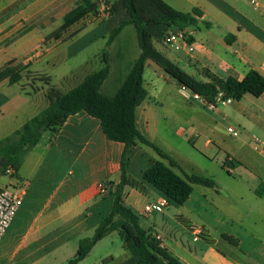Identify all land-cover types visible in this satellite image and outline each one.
<instances>
[{"label": "crops", "instance_id": "obj_1", "mask_svg": "<svg viewBox=\"0 0 264 264\" xmlns=\"http://www.w3.org/2000/svg\"><path fill=\"white\" fill-rule=\"evenodd\" d=\"M108 1L113 3L118 0ZM185 2L189 4L185 12H190L193 7L201 12L197 17L196 28L199 29L200 24H204L207 31L195 38L194 31L186 28L191 40L185 48L187 51L184 56L188 55L189 62L179 56H175V60L170 59L171 61L178 66L183 64L190 69L188 73L199 80L206 79V70L220 77L233 75L241 79L249 69H254L264 76V14L259 9L251 6L248 0ZM80 3L81 0H0V67L14 60L16 63L27 64L29 69L38 60L46 59L52 50L49 44L53 38L50 37L44 43L45 36L42 38L36 35L44 33L46 28L57 25L54 30L46 33L58 32L61 38L58 37L56 42H62L81 30V22H95L92 13L74 22H65V15ZM207 4L218 8L222 15L218 13L205 21L208 15ZM121 13L124 14L121 19L127 17L125 11L122 10ZM38 28L41 29L40 32H36ZM80 73L77 70L66 75L64 79L71 82L68 89L80 82L83 78ZM116 79L115 77L113 81ZM28 83L29 80L26 79L25 89L18 91L15 96L0 95V130H7L0 138L11 134L48 105L46 92L51 82L40 87L36 82L33 83L36 86L33 91L42 95L38 101L30 103L26 101V97L31 94L26 90ZM5 85H8L6 81L0 83V87ZM248 96L253 95L247 93L235 100L236 104L232 105L234 113H248L246 105L242 103L244 99L250 104L255 103L256 107H260L259 100L264 103V92L258 97ZM145 100L146 98L137 106L135 116L137 128L148 138V105H145ZM232 101L233 99L229 103ZM18 117H22V120H13ZM186 118L191 128L199 130L215 132L218 124L212 115L202 113L199 109L192 110ZM259 125L264 129V124ZM177 132L181 134L179 130ZM140 144L142 143L136 142L129 153L126 169L128 179L133 184L124 188L125 203L140 215L139 224L143 229L161 235L162 249L184 264H264L263 238L250 233L246 242L239 234L241 227L249 219L258 225L264 223V196L255 194V189L264 183V174L244 171L234 179L240 186L231 189L216 182L217 189L193 184L191 193L181 206H185L197 188L200 194L191 212L201 224L195 225L170 201L163 211L157 213L161 216L160 222L151 213H142L146 203L156 201L163 194L142 178L143 170L155 160H145L144 149ZM200 145L205 150L213 149L209 147L207 138ZM123 148V143L109 140L105 136L96 118L83 111L69 115L56 131H43L39 141L24 153L16 172V178L24 186V193L19 209L0 240V248L2 244L11 243L7 252V264H14L16 258L33 262L50 257L62 251L70 242L78 243L80 238L86 237L87 232L92 230L93 233L97 223L112 208ZM236 153L238 158L226 154L223 159L229 157L233 165L243 163L242 152ZM164 163L168 164V161ZM184 174L187 173L181 176ZM14 181L11 178L0 187ZM98 183L106 186L105 195H99ZM244 202L249 203L248 207ZM180 221L188 222L189 235L186 237L176 236L174 233V229L179 227L176 222ZM10 229L13 234L12 231L8 233ZM195 230L200 232L195 234ZM223 235L229 238L226 239Z\"/></svg>", "mask_w": 264, "mask_h": 264}, {"label": "trees", "instance_id": "obj_2", "mask_svg": "<svg viewBox=\"0 0 264 264\" xmlns=\"http://www.w3.org/2000/svg\"><path fill=\"white\" fill-rule=\"evenodd\" d=\"M110 7V15L123 10L127 17L119 20L111 29L106 45L116 38L125 25L133 24L140 48V54L132 62L115 92L109 95L101 90L110 72L109 61L103 52V65L100 68L87 73L78 84L64 92L50 85L46 92L48 105L11 134L0 139V166L11 167L14 170L13 176L16 177L24 153L39 141L43 131H56L69 115L80 111L86 112L99 121L101 130L109 140L123 143L124 148L119 161L120 176L113 192L112 208L97 223L90 236L79 239L75 254L66 264H77L97 241L113 231L117 232L129 254L122 264H184L158 246L150 231L140 226V215L125 203L124 188L133 184L128 179L126 169L131 147L140 142L151 147L161 158L168 161V164L161 160L151 162L143 170L142 178L170 202L182 204L191 193L193 184L214 189H217V185L211 176L202 174L181 176L176 173L173 167H176L177 163L137 128L135 111L147 96L142 78L145 61L147 59L153 61L181 86L206 102H214L219 93L223 99L239 100L247 93L258 97L264 92V76L254 69H249L241 79L233 75L220 77L206 70L204 72L206 79L199 80L157 50L154 43L161 42L170 30H185L197 25V17L201 15L197 7L185 12L174 8L165 0H118L111 3ZM95 10V0H81L79 5L65 15V22H74ZM56 34L58 38L59 35ZM190 40L189 36L187 41ZM23 71L26 79L32 84L36 80L44 84L51 82L49 76L30 71L27 64L10 60L0 67V83L2 81L9 85L18 83L23 77ZM21 87L22 90L25 89L24 86ZM224 164L225 161L223 166ZM255 194L264 196V183L255 189ZM223 237L229 238L226 235Z\"/></svg>", "mask_w": 264, "mask_h": 264}, {"label": "rangeland", "instance_id": "obj_3", "mask_svg": "<svg viewBox=\"0 0 264 264\" xmlns=\"http://www.w3.org/2000/svg\"><path fill=\"white\" fill-rule=\"evenodd\" d=\"M168 1L174 8L181 11H185L189 6L185 0ZM246 8L251 10L247 5ZM206 10L208 15L205 21L210 20L213 15H217L218 13L222 15V12L213 5L207 4ZM122 16L124 14L118 11L114 15L95 20L93 23L81 22L79 25V29L81 30L73 37L65 39L62 42H56L58 38H56L55 33L61 38V34L58 32L54 34L46 33L49 30H54L57 25L50 27V29L46 28L44 33L36 35L42 38L45 36L44 43L52 37L53 41L49 44L52 50L46 59L42 58L38 60L29 69L48 75L51 78V85L59 91L64 92L69 88L68 85L71 84V82L68 83L64 79L66 75L80 70V76H84L89 72L97 70L103 65L102 53L105 52L110 65V73L104 80L101 90L106 94H113L132 62L140 54L136 29L133 24L125 25L114 41L106 45V39L111 29L118 24ZM60 22H62V19H60ZM189 28L191 31H194L195 38H199L207 31L204 24H200L199 29L196 26ZM40 30L38 28L36 32H40ZM187 32L186 35L188 36L189 32ZM154 46L171 60H175V56H179L181 58L184 57L185 61L189 62L190 58L187 59L188 55L184 56L185 51H187L185 49L171 50L162 41L155 42ZM180 66L187 73L190 71L183 64H180ZM192 69L194 70V66H192ZM115 77L117 79L113 81ZM25 82L26 76L25 71H23V77L18 83L0 87V95L15 96L18 91L22 90L21 86H24ZM35 82L39 87L45 85L39 80ZM35 84H32L30 80L26 84V90L31 92L26 97V101L29 103L38 101L42 95L39 92L36 94L33 91V88L36 87ZM143 84L148 92V96L144 102L145 105H148V109L146 110V117L149 122L148 138L177 162L179 167H175L174 170L180 175L183 173L211 175L216 183L225 184L226 187L231 189L240 186L234 179L244 171L264 174V151L260 153L256 150L252 139V136H256L264 141V129L259 125L264 124V103L261 100H259L260 107H256L255 103L250 104L248 101L246 102L245 99L242 100V103L248 109L246 115L233 112L232 105L236 104L235 100L232 103L224 105L217 103L214 108H209L202 99L194 97L189 89L181 87L161 67L149 59H147L144 67ZM252 99L256 101L254 100L255 98ZM194 109H199L202 113L210 114L216 119L218 124L216 125L215 132L191 128L190 124L186 121V116H189ZM22 117H18V119L13 118V120L17 122L18 120H22ZM257 117L260 119V123ZM228 125L233 127L234 130L232 132H227ZM178 130L181 134L177 132ZM3 132L5 133L7 130H0V136ZM206 138H209V147H212V150H205L201 147L200 144ZM140 145L144 149L143 156L145 160L149 159L151 161L154 159L166 162L151 147L145 144ZM236 152H242L243 159L241 160H243V163H236L227 169L226 166H223L224 155L229 154L238 158ZM10 179L11 177L5 173V168L0 166V186L7 184ZM199 194V190L195 188L189 200L186 201L185 206H181L183 203L177 204L173 202V205L177 206L184 216H187L198 226L201 223L191 210L195 208ZM244 204L248 207L249 203L244 202ZM157 213L159 212L151 213V215L161 222V216ZM246 222V225L241 227L242 229L239 231L243 239L248 242L249 235L252 233L264 240V223L258 225V223H253L252 219ZM176 224L179 226L174 229L176 236L186 237L189 235L187 231L188 222L180 221L176 222ZM11 231L10 229L8 233ZM91 233L92 230L85 235L90 236ZM11 234H13V231ZM10 244H2L0 248V264H7L9 262L7 252L10 250ZM77 246V241H72L62 251L50 257L33 262L28 259L21 260L20 258H16L14 264H66L73 257ZM128 255V252L123 247L122 240L119 238L117 232L113 231L97 241L89 253L77 264H122Z\"/></svg>", "mask_w": 264, "mask_h": 264}, {"label": "built area", "instance_id": "obj_4", "mask_svg": "<svg viewBox=\"0 0 264 264\" xmlns=\"http://www.w3.org/2000/svg\"><path fill=\"white\" fill-rule=\"evenodd\" d=\"M96 1V10L92 13V18L95 20H100L106 18L110 15V5L111 3L107 0H95ZM249 4L256 9H259L261 13L264 14V0H248ZM188 36L186 35L185 30L175 29L170 30L163 38L162 43L171 50H181L185 49L188 46ZM40 49H42L40 47ZM184 87V86H182ZM185 88V87H184ZM194 97L200 98L197 94H193ZM203 100V99H202ZM232 98H221V94L219 93L214 102H206L203 100L205 105L209 108H214L217 103L225 104L229 103ZM229 132H232L234 129L232 126L227 127ZM254 142V148L258 151H264V141L260 140L256 136H252ZM207 142L210 143V140L207 139ZM227 169L230 166V158L226 157L224 160ZM5 173L13 178L15 181L6 186L0 187V240L4 235L5 231L9 227L13 217L15 216L17 210L19 209L22 203V197L24 193V186L18 179L13 176L14 170L11 167L5 168ZM99 195H105L107 193V188L103 183H98L97 185ZM168 204V200L166 197H161L154 202L146 203L143 206L142 213L150 214L153 212H161L163 208ZM200 230H195V234H198ZM150 234L157 240L158 246L160 248L163 247L162 237L158 232L150 231Z\"/></svg>", "mask_w": 264, "mask_h": 264}]
</instances>
